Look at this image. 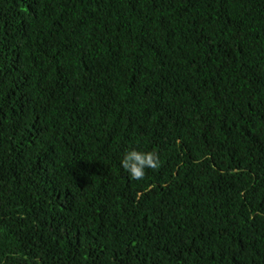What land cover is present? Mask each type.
Here are the masks:
<instances>
[{"label":"trees","instance_id":"obj_1","mask_svg":"<svg viewBox=\"0 0 264 264\" xmlns=\"http://www.w3.org/2000/svg\"><path fill=\"white\" fill-rule=\"evenodd\" d=\"M0 264H264V0H0Z\"/></svg>","mask_w":264,"mask_h":264},{"label":"clouds","instance_id":"obj_2","mask_svg":"<svg viewBox=\"0 0 264 264\" xmlns=\"http://www.w3.org/2000/svg\"><path fill=\"white\" fill-rule=\"evenodd\" d=\"M160 163V157L156 151H140L131 148L123 153L120 167L131 179L141 181L145 178L147 170L157 169Z\"/></svg>","mask_w":264,"mask_h":264}]
</instances>
